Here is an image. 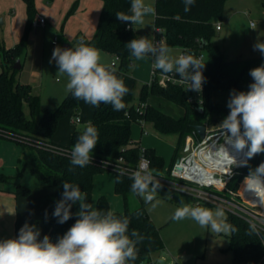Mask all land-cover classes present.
Instances as JSON below:
<instances>
[{
    "label": "trees",
    "instance_id": "1",
    "mask_svg": "<svg viewBox=\"0 0 264 264\" xmlns=\"http://www.w3.org/2000/svg\"><path fill=\"white\" fill-rule=\"evenodd\" d=\"M23 1L26 3L28 18L22 37L9 48L0 44V54L3 56V70L0 73V135L16 140L26 152L33 154L40 162L31 168L33 175L40 179L44 186L57 188V192L49 195L48 199L51 218L44 221L45 235L49 236L53 243L62 237L78 218L74 205L71 209L72 217L63 224L53 215L57 202L62 199L64 182L78 185L82 193H86V202L93 206L94 176L111 171L104 166L107 160L115 161L124 157L125 164L134 165L143 151L154 173L169 171L183 147L186 135L192 133L197 124L208 122L220 125L229 114L227 103L231 92L248 91L249 85L253 83L250 70L264 65V55L247 60H227L219 45L214 43L213 37L217 31L214 19L222 15L227 0H196L189 12L184 11L183 0H155V26L164 30L165 44L168 47H181L184 55L194 54L198 57L202 51H207L210 58L204 61L205 67L202 70L205 81L201 103L190 102L187 90L177 83L168 82L161 85L152 81L142 85L139 103L136 105L134 99L137 79L129 73L133 56L126 45L133 39H139L141 35L135 28L136 25L121 22L116 18L117 12L130 14L131 0H103L94 35L90 39H82L98 50L119 56L116 74L123 79L130 91L123 98L126 104L124 110L115 111L111 104L104 103L94 107L88 123L98 129L99 140L92 153V162L83 168L72 166L71 149L83 129H75L72 132L69 145L55 143L52 136L67 113L78 111L80 100L68 92L57 108L43 111L41 98L33 93L31 84L19 82L15 78L17 70L14 64L26 51L27 35L33 27L32 22L37 13L35 0ZM75 8L76 4L69 10L68 15ZM151 94L182 106L184 113L176 117L150 104L148 97ZM26 101L31 112L29 118L24 111ZM142 103H146L145 106L138 109ZM142 121L152 122L161 133L178 134L172 160L166 169V161L162 155L157 154L154 148L144 147L132 138V124ZM261 162H264V154H258L248 160L247 166L240 167L239 173L229 182V187L237 190L249 170L256 168ZM112 172L115 174V191L124 197L126 203L132 180L129 175H124L118 180L117 171ZM10 180V176L0 173V182ZM30 191V187L17 183V195H28ZM93 208L107 212L110 210V202L105 195H100ZM113 213L117 217L130 219L129 235L132 230H136L144 237L143 241L137 244V260L129 264H152V254L163 249L165 244L159 228L146 209L143 206L134 210L125 208L123 212ZM226 216L228 222L237 229L229 234L228 249L233 253L230 264H261L264 260V232L257 230L258 234L251 233L252 223L232 211H228Z\"/></svg>",
    "mask_w": 264,
    "mask_h": 264
},
{
    "label": "clouds",
    "instance_id": "2",
    "mask_svg": "<svg viewBox=\"0 0 264 264\" xmlns=\"http://www.w3.org/2000/svg\"><path fill=\"white\" fill-rule=\"evenodd\" d=\"M195 2L183 0L184 11L189 12ZM154 15L155 8L145 0H131L130 14L117 12L116 18L130 25H144L145 18ZM251 29H256L255 23H252ZM126 46L136 60L150 56L154 69L164 74L175 73L181 82L189 84L187 90L202 91L205 81L202 57L194 54L173 57L172 49L165 43L154 42L147 37L133 39ZM254 48L264 54V42L257 41ZM52 60L58 65V73L67 75L66 89L77 100L94 107H99L101 103L111 104L115 111L126 108L123 98L130 90L117 76L115 64L102 63L99 50L84 39H80L74 48L56 47ZM249 74L253 80L249 90L231 92L227 103L229 114L219 125L227 144L238 151L248 147L243 166H247V161L256 155L264 154V65L251 69ZM98 140V129L91 123L85 124L71 149V165L83 168L91 163ZM224 150L230 163L236 164L225 147ZM116 171L118 180L129 175L134 194L146 202L155 200L161 185L154 170H149L147 160L130 174L124 168H117ZM244 185L264 205V162L249 170ZM63 189L62 199L57 202L53 215L63 224L72 217L73 205L78 204L75 223L55 243L47 235L40 239L37 226L25 223L17 238L0 240V264H129L137 260V244L144 237L136 230L129 235L128 217H117L110 210L104 212L93 208L91 203L86 202V193H82L78 185L64 182ZM171 218L175 221L191 219L212 234L237 231L228 222L225 210L219 206L211 209L181 201V206L175 209ZM250 232L258 234L254 224L250 225Z\"/></svg>",
    "mask_w": 264,
    "mask_h": 264
},
{
    "label": "rangeland",
    "instance_id": "3",
    "mask_svg": "<svg viewBox=\"0 0 264 264\" xmlns=\"http://www.w3.org/2000/svg\"><path fill=\"white\" fill-rule=\"evenodd\" d=\"M231 1L232 3H239V5H247L242 7L246 14V18L240 22L238 31L229 33L228 38V34H226L228 31V24L225 23V17H229V10L225 11V2L222 15L214 19L215 22H220L223 25V30L221 32L218 30L216 31V35L214 36L215 38L213 37L214 40L219 41V47L221 49L222 47L226 48L225 53L226 56H229V58H232L233 55L232 53H229L228 49L234 45L238 48L241 47L244 52L242 58H245V60L254 58L252 56L259 55L260 57L262 53L259 50H256L254 45L257 41L264 42L263 0ZM145 2L153 7L155 5V0H145ZM50 3L51 1L48 0H35L36 10L44 12L46 5H49ZM24 5L25 15L27 16V7L25 3ZM16 12L18 13L17 9ZM19 16L20 13L17 14V17ZM51 19L53 20V17L50 16L47 22L46 30L43 27H39L36 31L34 26L30 29L26 39V51L20 57L22 68L16 76L20 82L31 84L33 93L39 95L41 98V107L43 111H52L57 108V106L68 94L66 89L68 77L66 74L58 73V65L55 60H52V53L55 49L52 41L56 36V40L60 48L64 43L68 42H64L65 39L62 31L58 29L54 22L52 23ZM17 20L21 21V18H18ZM252 22L256 24L255 30L251 29ZM138 26L139 25H137V27ZM18 28H22L21 30L24 33L26 23L23 27L21 24L20 26L15 24L9 30L6 29L5 25H0V44L9 48V44H13L12 39ZM138 31L141 35L144 34V31H152L157 37H164L163 30L155 32L154 16L146 17L145 24L140 25L138 27ZM225 36L227 38L226 43L223 41ZM44 38L46 40H44ZM72 44L73 48L77 46V43L75 42H72ZM43 47L45 48L44 50ZM170 48L172 49L173 57L180 56V51L176 46H171ZM99 52L101 55V62L111 65L114 57L110 56L107 51L99 50ZM247 54L252 56L247 57ZM202 55L205 60L210 58L207 51H202ZM2 59L3 56L0 54V61ZM132 68L133 65L131 64L129 67L130 74L133 70ZM137 91H140V87ZM197 95L199 98L202 96L200 93ZM150 97H152L151 99L155 106L162 108L165 112L172 114L173 116L179 117L184 113V109L180 105L157 96ZM92 109V105L86 104L83 100H80L78 111H70L61 119L57 131L52 136L54 140L69 145L71 143L73 130L83 129V126L92 115ZM24 111L28 118L31 117L30 107L27 101L24 102ZM137 128L138 126L135 125L134 129ZM149 133L158 137L159 147L163 152H173V138L176 134H158L153 130V128H149ZM12 141L17 143L16 140ZM22 158L23 161L21 162L19 171L16 169L14 172L13 169L9 167L6 170L7 172L10 170L9 172L12 173H4L1 171L0 173L10 176V181H16L24 184L32 190L36 189L37 191H41L42 189L44 190L49 188L45 187L43 182L35 177L31 171L33 166L40 164L39 160L37 158H30L26 154H23ZM24 167L25 169H23ZM160 185L161 187L158 189L155 200L152 202H146L143 198L137 196L132 191H129L127 194L126 203L124 202L122 196L119 197V202L113 200V207L120 208L121 211L125 210V208L134 210L143 206L151 216L155 225L159 228L165 247L152 254V264H230L233 258L232 251L228 249L230 243V233L212 234L208 229L200 227L191 219L175 221L171 218L175 209L181 206V201L186 204L194 205L196 201V198L193 195L194 191L189 189L181 190L179 188H173L163 184ZM188 185L195 188L192 184ZM98 187H100V185H98ZM200 206L211 209H215L217 206L222 207L225 210L226 215L228 211H230L228 205L219 200H216L215 203L202 202ZM254 209L257 211L263 210L260 207H255ZM183 254L190 255V257H188L183 263L178 262L177 258ZM261 264H264V260Z\"/></svg>",
    "mask_w": 264,
    "mask_h": 264
},
{
    "label": "crops",
    "instance_id": "4",
    "mask_svg": "<svg viewBox=\"0 0 264 264\" xmlns=\"http://www.w3.org/2000/svg\"><path fill=\"white\" fill-rule=\"evenodd\" d=\"M22 2L24 1L0 0V25H5L7 30L11 29V27H13L15 24H17L18 26H20L21 24L22 27L24 26V24L27 22L28 13L26 16L25 5H24L25 2L24 3ZM227 2L225 5V11L229 10V17L227 16L225 17V23L228 24L227 27L228 31L226 32V34H228V38H229V33L238 31L240 22L242 20H245L246 14L243 11L242 7H245L247 5H239V3H232L231 0ZM74 4H76L75 10L68 15L69 10L72 8ZM103 4H104L103 0H52L49 5H46L45 7L46 9L44 12H40L39 10H37L36 16L41 15L45 17L46 22L44 25H39L35 27V29L37 31L39 27H43L46 30L49 17L50 16L53 17V20L51 19L52 23L54 22V24L57 25L58 29L62 31V34L64 35V39H65L64 42H68L70 48H72L73 47L72 42L78 44V41L80 39L82 38L90 39L94 35L102 12ZM16 9L18 13H20L19 17H17L18 13L16 12ZM18 18H21V21H18L17 20ZM217 23L220 22H215L214 20V25H216ZM154 24H155V15H154ZM138 27L137 25L135 26L137 30ZM21 29L22 28H18L12 39L13 44H9V47H12L14 44H16L19 41V39L22 37L23 31ZM160 30L163 29L157 28L155 26V32H159ZM217 30L220 32L223 30V25L221 23H220V29ZM141 36L149 37V38L157 37L156 34L152 31L151 32L144 31V34ZM160 38L165 39V37H160ZM214 38H213L214 43L220 46L219 41L214 40ZM55 39H57L56 36L54 37V40ZM44 40L46 39L44 38ZM54 40L52 41L53 47L54 48L59 47L57 40H56V44H54ZM223 41L224 43L227 42L226 36L224 37ZM176 47L179 49L181 54L182 48L178 46ZM44 49L45 48L43 47V50ZM222 49L227 60H245V58H242L244 52L241 49V47L238 48L234 45L233 47H230L228 49L229 53H232L233 55L232 58L226 56L225 53L226 48L222 47ZM108 54L114 57L112 62L115 61L116 55L110 52H108ZM247 55H248L247 57L252 56L250 54ZM252 57L258 58L259 55ZM152 63H153V59L150 56L145 57L143 60H136L134 57L132 58L131 64L133 65L132 68L133 70L131 71V74L135 76L137 79V84L135 89V99H134V103L136 105L139 103V94L142 85L144 83H149L152 79V74H151ZM117 65H115V67H117ZM21 68H22V64L20 59V68H16L17 72L15 73V78L19 82L20 80L17 79L16 76ZM2 70L3 67L0 61V73L2 72ZM139 87H140V91H137ZM150 96H156V95L151 94ZM151 98L152 97H150L149 99L150 102L149 101L148 102L150 104H153ZM93 110H94V106L92 109V115H93ZM91 117L89 118V120L91 119ZM135 125L138 126L137 129H134ZM149 128H153V130L158 134L159 133L164 134L159 132L152 122L142 121V122H134L132 124V138L138 141L140 145L144 147H152L156 150L157 154L162 155L166 161V165H165V169H166L172 160L174 149L178 140V134L169 133V134H176V136L173 138V143H174L173 152L170 151L166 153L163 152L159 147L158 137H155L153 134L149 133ZM12 140L14 139L0 135V171L4 173H8L10 171L8 170L7 172L6 170L9 167L13 169L14 172L16 169L19 171L21 162L23 161L22 158L23 154H26L30 158H36L33 154L26 152L20 143L18 142L15 143ZM52 141H54L55 143L63 144L61 142L54 140L53 137H52ZM25 167L23 169H25ZM17 183L18 182L16 181L0 182V240L17 238L20 228L25 223H28L29 225H36L41 233L40 239H43L46 231L44 221L51 218L49 202H48L49 195L56 193L57 188L52 186H45L51 189L47 188L44 190L42 189L41 191H37L36 189L34 190L31 189L28 195H17L15 193L17 188ZM98 185H100V187H98ZM100 195H105L108 198L110 202V210L112 212L124 211V210L121 211L120 208L113 207V200L119 202L120 201L119 197L122 195L118 194L115 191V174L112 171L109 172L104 171L101 172V174L98 173L94 176V186L92 191L93 207H95L97 199ZM122 198L124 200L123 196ZM258 207L264 210V205H260ZM74 209L78 212L79 205L78 204L74 205ZM263 210L259 211V213L262 215H264Z\"/></svg>",
    "mask_w": 264,
    "mask_h": 264
},
{
    "label": "built area",
    "instance_id": "5",
    "mask_svg": "<svg viewBox=\"0 0 264 264\" xmlns=\"http://www.w3.org/2000/svg\"><path fill=\"white\" fill-rule=\"evenodd\" d=\"M45 22V17L37 15L32 25L37 27L44 25ZM215 27L216 29H220V23H217ZM149 39L154 42L160 41L165 43V39L160 37ZM54 44H56V39L54 40ZM180 55L184 54L181 53ZM200 57L203 58L204 62V56L200 54L198 58ZM119 60V56L116 55L115 61L112 64L117 65ZM151 74L152 79L149 83L157 81L161 85H166L168 82H172L181 85L186 90L189 87V84L187 82H181L175 73L164 74L160 70L154 69L153 63ZM203 88L204 85L202 86V91ZM202 91L187 90L188 100L190 102L201 103L202 97L199 98L197 94H202ZM145 104H140L138 109L145 106ZM204 125L206 126L204 137L201 138L196 129L192 133L187 134L183 147L169 171L165 170L158 174L154 173V175H156L160 184L181 190L189 189L194 191L193 195L196 198L194 206H200L202 202L215 203L216 200L222 201L228 205L230 211L243 216L250 223L254 224L258 231L264 232V215L254 209L261 205L258 202L259 197L247 190L244 185V180L247 175L240 181L237 190L229 187V182L239 173V168L243 166L242 162L247 159L246 153L248 147H245L242 151H238L232 145L225 142L226 136L222 134L219 125H212L208 122ZM224 147L227 149L229 155L235 158L236 164L233 165L230 163ZM145 160L148 161V168L151 170L149 159L143 151L140 153L138 162L134 165L125 164L124 157H119L115 161H105L104 166L111 171H116L117 168H124L130 174L137 170L139 164ZM188 184H192L195 188Z\"/></svg>",
    "mask_w": 264,
    "mask_h": 264
},
{
    "label": "water",
    "instance_id": "6",
    "mask_svg": "<svg viewBox=\"0 0 264 264\" xmlns=\"http://www.w3.org/2000/svg\"><path fill=\"white\" fill-rule=\"evenodd\" d=\"M69 48H70L69 43H64V44L62 45V47H61V49H69ZM14 68H15V69H16V68H20V59H17V60H16V62H15V64H14ZM195 129H196L198 135H199L201 138L204 137L205 132H206V126H205L204 124H197V125L195 126ZM188 257H190V255H185V254L180 255V256L177 258V261L183 263Z\"/></svg>",
    "mask_w": 264,
    "mask_h": 264
}]
</instances>
